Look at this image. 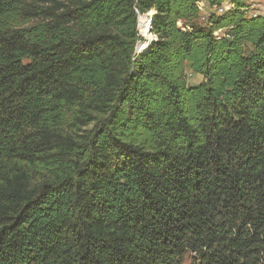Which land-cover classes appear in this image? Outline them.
<instances>
[{"label":"trees","instance_id":"obj_1","mask_svg":"<svg viewBox=\"0 0 264 264\" xmlns=\"http://www.w3.org/2000/svg\"><path fill=\"white\" fill-rule=\"evenodd\" d=\"M247 2L0 0V264H264Z\"/></svg>","mask_w":264,"mask_h":264},{"label":"rangeland","instance_id":"obj_2","mask_svg":"<svg viewBox=\"0 0 264 264\" xmlns=\"http://www.w3.org/2000/svg\"><path fill=\"white\" fill-rule=\"evenodd\" d=\"M247 5L250 7V11H251L252 14L264 16V0H248ZM201 12H202L201 13L202 21H205L210 15L213 14L212 9L206 3H204V5L202 6V11ZM150 16H152V13L147 14L145 16H142L141 27H139V28H140V30H142V33L144 35L146 33L145 25H146V22H147L145 20H148L150 18ZM187 79H188L189 85H191V86H196V85H198V84H200L202 82V78L201 77L193 75L191 73L187 74Z\"/></svg>","mask_w":264,"mask_h":264},{"label":"built area","instance_id":"obj_3","mask_svg":"<svg viewBox=\"0 0 264 264\" xmlns=\"http://www.w3.org/2000/svg\"><path fill=\"white\" fill-rule=\"evenodd\" d=\"M203 5H204V3L202 4V6H203ZM230 8H231V5H230L229 3H224V4H222V5L219 6V7L211 8V9H212V12H213L214 14H216V15H223V14L226 13ZM136 13H137L138 16H139V26H138V28H139V27H141L142 15L140 14V12H139L137 9H136ZM143 21H144V20H143ZM145 21L151 23V20H150V19L145 20ZM139 32H140L141 36H143V35H142V30H140V28H139ZM220 34H221V32H218V33L216 34V35L218 36V38L220 37ZM143 38H144V37H143ZM144 39H145V38H144ZM145 40H146V39H145ZM148 42H150V41H148ZM140 45H141V44H139L138 47H140ZM138 47H137V52L139 53L140 50L138 49Z\"/></svg>","mask_w":264,"mask_h":264},{"label":"bare ground","instance_id":"obj_4","mask_svg":"<svg viewBox=\"0 0 264 264\" xmlns=\"http://www.w3.org/2000/svg\"><path fill=\"white\" fill-rule=\"evenodd\" d=\"M150 25H151V23H149V24H146V25H145V27H146V28H145V31H146V30H149V28H150ZM145 35H146L148 38H150V37H151V34H150V32H147V31H146ZM149 41H150V40H149Z\"/></svg>","mask_w":264,"mask_h":264},{"label":"water","instance_id":"obj_5","mask_svg":"<svg viewBox=\"0 0 264 264\" xmlns=\"http://www.w3.org/2000/svg\"><path fill=\"white\" fill-rule=\"evenodd\" d=\"M151 34V33H150Z\"/></svg>","mask_w":264,"mask_h":264}]
</instances>
